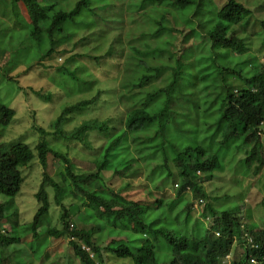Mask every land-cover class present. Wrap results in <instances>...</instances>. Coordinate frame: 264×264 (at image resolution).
I'll return each instance as SVG.
<instances>
[{"label":"trees","instance_id":"trees-1","mask_svg":"<svg viewBox=\"0 0 264 264\" xmlns=\"http://www.w3.org/2000/svg\"><path fill=\"white\" fill-rule=\"evenodd\" d=\"M6 1L11 4L15 18L19 17L18 9L25 11L28 35L23 44H34L41 53L38 58L41 62L52 58L75 31L94 25L91 20L76 19L89 8L90 0H79L70 9L61 8L60 0ZM205 1L142 0L135 8L147 4L171 6L181 15L179 22L176 13L166 10L159 19H153L155 26L150 24L149 31H154L151 36L165 33L172 35L173 40L154 49L148 45L144 50L132 47L128 62L123 64L120 59L126 52L117 51L114 57L113 46L108 47L103 56H92L97 63L104 59L105 65L111 64L109 71L124 69L118 100L128 108L125 130L112 135L102 150V159L95 162V171L90 173H75L67 155L53 152L45 142L39 143L36 150L44 170L48 156L54 155L66 164L62 178L71 184L70 187L61 186L44 173L36 194L39 209L33 222L24 229L29 236L38 235V230L49 218L52 203L48 189L51 188L55 203L63 210L60 216L62 228L49 229L47 235L52 239H68L72 253L82 264H104V249L132 264H264V230H258V225L253 222H248L242 230L243 217L238 207L222 212L215 206V203L231 198H211L204 187L206 181H213L217 173L225 171L228 161L233 162L235 171L242 169L243 174L247 171L245 178L249 177L251 170L254 177L264 171V69L261 67V72L247 76L241 67L242 61L232 56H240L246 51L245 41L235 34L233 28L244 23L252 12L237 0H229L221 9ZM5 22L0 19V23ZM200 45L208 48L209 56L219 69L215 77L211 75L217 71L210 74L212 66L208 65L207 55L196 59L197 64L205 66L201 72L196 75L191 70V59L196 55L192 48ZM45 46L46 49L42 50ZM153 54L168 56L170 63L149 65L148 57ZM133 59L135 64H132ZM116 61L117 65L112 66ZM68 74L74 81H81L75 72L68 71ZM228 74L241 84L229 83ZM157 83L163 84L157 87ZM153 85L152 90H146ZM36 94L44 97L41 92ZM101 95L102 91L98 90L94 98L65 108L50 127L53 135L81 142L89 149L92 146L87 138L93 133L110 137L113 128L109 120L92 119L71 132L63 128L69 114L88 111L98 103ZM45 99L50 100V96ZM15 115L14 110L0 103V125L9 126ZM129 135H133L138 146L148 147L150 156L159 155L162 159V163L154 167L155 170L160 168L162 176L159 179L162 183L157 182L156 188L176 175L175 198L167 199L166 193L161 197L147 193L151 202H138L136 195L132 194L134 191L126 194L129 183L117 191L114 186L106 184L105 174L110 173L119 179L137 175L134 160L128 156L114 162L116 168L113 172L107 169L111 165L110 159L117 156ZM33 159V150L27 144H14L7 150L0 145L1 195L15 198L19 194L24 183L20 168L28 167ZM200 175L208 179L203 180ZM262 178L261 175L259 180ZM189 193L206 204L202 217L213 221L210 227L192 219L193 203L184 199ZM66 196L80 200L87 207L81 215L82 206H71V211L81 215L83 224H99V229H109L114 234L130 232V229L138 233H129L128 239H114L108 246L99 247L93 234L95 230H78L73 223L70 210L64 206ZM238 197L242 200L243 195ZM259 205L264 210V198ZM9 209V204H0V250L3 253L0 264H11L6 251L23 241L21 236L15 237L10 232L4 235ZM189 224L193 226L191 233H188ZM14 231L11 226V232ZM234 243L241 246L244 253L232 261L228 258L233 255ZM82 246L89 248L94 257ZM12 262L19 264L18 260Z\"/></svg>","mask_w":264,"mask_h":264},{"label":"rangeland","instance_id":"rangeland-1","mask_svg":"<svg viewBox=\"0 0 264 264\" xmlns=\"http://www.w3.org/2000/svg\"><path fill=\"white\" fill-rule=\"evenodd\" d=\"M60 1L61 8L70 9L74 8L79 0ZM141 1L90 0V9L84 10L76 19L91 20L94 25L75 31L72 38L67 40L68 43L60 46L52 58L41 62L38 60L41 53L37 51L34 44H23L27 41L28 35L25 11L23 8H21L23 12L18 9L20 14L17 19L13 15L11 4L6 0H0V19L6 21V24L0 23V103L16 113L9 126L0 125V145H3V148L7 150L14 144H27L34 153V159L30 165L20 168L24 183L19 194L15 198L0 194V204L7 203L10 206L9 219L3 227L4 235L10 232L15 237L21 236L23 238L21 243L10 246L6 251L11 264H14L12 260H18L19 264H24V262L26 264H82L72 253L68 239H52L47 235L49 229L62 228L60 216L63 210L55 203V193L51 188L48 189L52 203L49 218L46 219L35 237L34 235L29 236L28 232L24 231L25 227L33 222L39 209L36 194L42 185L44 173L61 186L70 187L71 184V181L64 182L62 178L66 164L55 158L54 155H49L47 167L44 170L36 149L41 141L45 142L53 152L68 156L75 173H90L95 171V162L102 159V150L108 145L112 135L116 136L125 130L124 122L128 108L118 100L124 69L109 71L111 64L105 65L104 59L97 63L92 56H103L108 47L113 46L114 57H116L117 51L126 52L125 57L121 58L120 56V61L123 64L125 61L128 62V55L132 47L144 50V46L148 45L150 49H154L157 46H163L166 41L173 40L172 35L165 33L151 36L154 31H149V29L151 28L150 24L155 26L153 19H159L161 13L168 10L177 14V11L171 6L152 4H147L143 8H135ZM206 1L215 5L217 9H221L229 0ZM237 1L244 4L252 13L244 23L233 28L235 34L245 41L246 51L240 56L238 54H232V56L242 61L241 67L244 73L251 76L253 73L261 72L264 69V0ZM175 17L177 21H181L180 14ZM181 25L183 24L181 23ZM186 30L188 31V29ZM143 34L146 35L143 36ZM191 44L192 42L189 43V46ZM44 49L46 46L42 48V50ZM192 49L196 52V55L191 59V70L194 71V74L197 75V72H201L205 67L197 64L196 59L198 61L202 55H207L208 65L212 66L211 71H209L210 74L217 71L211 77L218 75L219 69L209 56L208 48L200 45ZM85 54L88 55L85 56ZM167 57L153 54L148 57L149 65L169 64L170 61ZM134 61L135 59H133L132 64H135ZM234 62L236 63L235 60ZM115 65H117V61L112 66ZM68 71L75 72L81 81H74ZM227 79L229 83L241 84V81H236L233 75L229 76L228 74ZM162 84L157 83L156 86L159 87ZM198 86L201 87L200 84ZM152 88L154 85L148 86L146 90L150 91ZM98 90L102 91L98 103L88 111L82 110L69 114L63 128L65 131L71 132L92 119L109 120V124L113 128L110 137L93 133L87 138V142L92 146V149H89L81 142L69 141L53 135V130L50 127L63 110L83 100L94 98ZM36 92H41L44 97H39ZM48 96H50V100L45 99ZM133 140V135L127 136L122 148L117 152V156L110 159L111 165L107 169L113 172L116 168L114 162L128 156L134 160L132 162L137 168V175L119 179L110 173L105 174L106 184L114 186L115 191H117L129 183L130 188L127 189L126 194L130 195L134 191L132 194L136 195L135 198H138V202H151L149 195H146L147 193L153 197L156 195L161 197L166 193L167 199L175 198L173 194L176 188V175L173 179L156 188L157 182H161L159 179L162 176L159 173L160 168L155 170L154 167L162 163V159L159 155L150 156L151 152H149L148 147L138 146V143ZM224 169L223 173L216 174L217 179L216 176L213 181L204 183L205 191L209 193L211 198L217 196L231 198L229 201L215 203L216 208L219 207V210L223 212L238 207L241 211V217H243L241 221L242 230H245L244 227L248 222L257 224L258 230H264V210L259 207L264 198V178L260 180L259 178L261 175L264 177V171L254 177L251 170L249 177L245 178L247 171L244 174L242 169L235 171L231 161L227 162ZM200 178L208 179L201 175ZM238 195H243L242 200ZM64 198V206L70 210L73 223L78 227V230H95L93 233L95 242L101 248L108 246L114 239H128L129 233H138L130 229V232L114 234L112 231L109 232V229H99V224V228L97 224L85 225L80 216L87 207H84L80 200L72 196ZM184 199L193 203L192 219L202 221L207 227H210L213 221H207L202 217L206 204L194 199L191 193L187 194ZM72 204L82 206L81 215H76L71 211ZM74 214L75 216H73ZM173 216L176 217L175 214ZM11 226L15 230L13 233ZM191 230H193V226L189 224L188 233H191ZM232 251L233 255L229 257V260L232 261L236 256L244 253V249L237 243H234ZM1 257H3V253L0 250ZM43 257L46 258L42 259ZM103 259L104 264H132L128 260L113 256L105 249Z\"/></svg>","mask_w":264,"mask_h":264},{"label":"built area","instance_id":"built-area-1","mask_svg":"<svg viewBox=\"0 0 264 264\" xmlns=\"http://www.w3.org/2000/svg\"><path fill=\"white\" fill-rule=\"evenodd\" d=\"M82 249H83V250H85V251H87V252H89V251H90V249H89V248H87V247H85V246H82Z\"/></svg>","mask_w":264,"mask_h":264},{"label":"clouds","instance_id":"clouds-1","mask_svg":"<svg viewBox=\"0 0 264 264\" xmlns=\"http://www.w3.org/2000/svg\"><path fill=\"white\" fill-rule=\"evenodd\" d=\"M217 236H218V234H217ZM84 251H85V250H84ZM85 252H87V251H85ZM87 253H90L92 258L94 257V255H93V253H91V251H89V252H87ZM228 260H229V258H228Z\"/></svg>","mask_w":264,"mask_h":264}]
</instances>
